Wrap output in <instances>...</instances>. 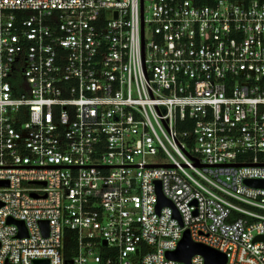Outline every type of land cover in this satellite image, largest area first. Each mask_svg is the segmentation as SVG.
<instances>
[{"label": "built area", "instance_id": "built-area-1", "mask_svg": "<svg viewBox=\"0 0 264 264\" xmlns=\"http://www.w3.org/2000/svg\"><path fill=\"white\" fill-rule=\"evenodd\" d=\"M249 179L264 0H0V264H264Z\"/></svg>", "mask_w": 264, "mask_h": 264}, {"label": "water", "instance_id": "water-1", "mask_svg": "<svg viewBox=\"0 0 264 264\" xmlns=\"http://www.w3.org/2000/svg\"><path fill=\"white\" fill-rule=\"evenodd\" d=\"M246 183L253 187H264V180H261V179H249L246 181ZM158 194H159V203L157 207L158 210H160L165 205L171 206L175 210V216L178 219H180V215L178 211L175 209L174 204L163 195L161 191L160 183H158ZM10 223H16L22 228L25 227L23 221L10 220ZM42 225L44 227H47L48 222L44 221L42 222ZM255 241H264V235H258L255 238ZM195 254L203 255L206 260V264H226L227 262V256L224 253L218 250H215L211 247H208L204 244L195 243L191 238L189 230L185 232L184 237L181 240L178 248L175 251L168 252L167 257L170 259L182 261L186 264H190L191 258ZM35 263L36 264H49V260L48 259H37L35 260Z\"/></svg>", "mask_w": 264, "mask_h": 264}, {"label": "trees", "instance_id": "trees-1", "mask_svg": "<svg viewBox=\"0 0 264 264\" xmlns=\"http://www.w3.org/2000/svg\"><path fill=\"white\" fill-rule=\"evenodd\" d=\"M76 233L72 230L66 231V245H65V256L66 260L69 262L70 257L76 252Z\"/></svg>", "mask_w": 264, "mask_h": 264}]
</instances>
